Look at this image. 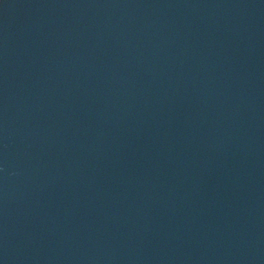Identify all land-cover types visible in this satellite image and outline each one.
<instances>
[{
	"label": "water",
	"instance_id": "water-1",
	"mask_svg": "<svg viewBox=\"0 0 264 264\" xmlns=\"http://www.w3.org/2000/svg\"><path fill=\"white\" fill-rule=\"evenodd\" d=\"M0 264H264V0H0Z\"/></svg>",
	"mask_w": 264,
	"mask_h": 264
}]
</instances>
